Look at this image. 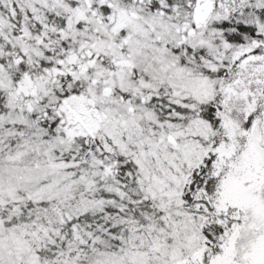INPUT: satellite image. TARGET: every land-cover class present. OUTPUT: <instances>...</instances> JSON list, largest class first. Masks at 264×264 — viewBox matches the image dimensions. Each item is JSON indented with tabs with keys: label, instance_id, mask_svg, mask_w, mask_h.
Segmentation results:
<instances>
[{
	"label": "snow or ice",
	"instance_id": "snow-or-ice-1",
	"mask_svg": "<svg viewBox=\"0 0 264 264\" xmlns=\"http://www.w3.org/2000/svg\"><path fill=\"white\" fill-rule=\"evenodd\" d=\"M0 264H264V0H0Z\"/></svg>",
	"mask_w": 264,
	"mask_h": 264
}]
</instances>
